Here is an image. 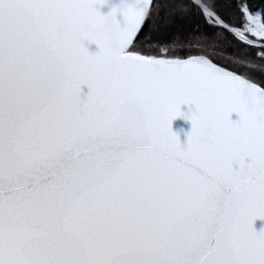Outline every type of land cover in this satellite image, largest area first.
<instances>
[{
    "label": "snow or ice",
    "instance_id": "1",
    "mask_svg": "<svg viewBox=\"0 0 264 264\" xmlns=\"http://www.w3.org/2000/svg\"><path fill=\"white\" fill-rule=\"evenodd\" d=\"M236 7L0 0V264H264V79L218 50L264 60V8Z\"/></svg>",
    "mask_w": 264,
    "mask_h": 264
},
{
    "label": "trees",
    "instance_id": "2",
    "mask_svg": "<svg viewBox=\"0 0 264 264\" xmlns=\"http://www.w3.org/2000/svg\"><path fill=\"white\" fill-rule=\"evenodd\" d=\"M216 2L220 5L221 10H223L226 5H231L232 9L231 12L227 14L228 18L234 23H242L243 17L237 15L238 8L236 5L239 3V0H216ZM249 3H251L253 10L264 8V0H249ZM257 47H259V45H257ZM218 50L223 52L226 58L237 64H242L243 66L240 68L241 71L251 73L258 78L264 79V60L260 59L255 49L246 47L230 33L227 37L222 38Z\"/></svg>",
    "mask_w": 264,
    "mask_h": 264
},
{
    "label": "water",
    "instance_id": "3",
    "mask_svg": "<svg viewBox=\"0 0 264 264\" xmlns=\"http://www.w3.org/2000/svg\"><path fill=\"white\" fill-rule=\"evenodd\" d=\"M101 12H103L104 14H107L111 11V6L110 5H104L100 8ZM89 47V50L92 52H98L99 46L94 44V43H89L87 45ZM90 91V89L85 85L83 88V93L82 95H86L88 92ZM192 108L194 109V106H192ZM190 108L188 105H182V111L185 113L190 112ZM239 114L238 113H233L232 114V119L233 120H239ZM172 128L173 131L176 132L179 137L180 140L183 143L187 142V138H188V133L191 132L192 130V122L190 119L185 118L184 116L178 117L175 120H173L172 122ZM255 227L257 229V231H261L264 230V220H257L255 222Z\"/></svg>",
    "mask_w": 264,
    "mask_h": 264
},
{
    "label": "clouds",
    "instance_id": "4",
    "mask_svg": "<svg viewBox=\"0 0 264 264\" xmlns=\"http://www.w3.org/2000/svg\"><path fill=\"white\" fill-rule=\"evenodd\" d=\"M126 0H121V3H125ZM114 26V18L113 20H109L107 22L106 27L108 28H112ZM84 30L88 31V32H93L95 31L93 24L89 23H85L83 25ZM62 71V69H59ZM155 101L152 99H147L145 101V105L142 109L138 110L135 114V120L137 122V124L143 126V125H147L150 121H152L155 116H156V111H155ZM250 107H253L252 105H249ZM149 149L152 152V154L155 156L160 152V144L156 141H153L150 145H149ZM149 163H154L153 161H149ZM208 264H214L213 260H209Z\"/></svg>",
    "mask_w": 264,
    "mask_h": 264
}]
</instances>
